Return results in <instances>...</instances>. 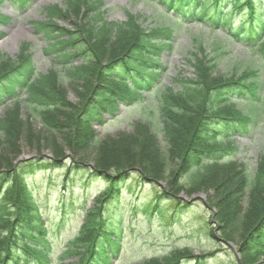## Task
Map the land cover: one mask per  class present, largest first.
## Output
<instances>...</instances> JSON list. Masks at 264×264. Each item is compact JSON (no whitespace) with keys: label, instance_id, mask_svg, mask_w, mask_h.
<instances>
[{"label":"trees","instance_id":"obj_1","mask_svg":"<svg viewBox=\"0 0 264 264\" xmlns=\"http://www.w3.org/2000/svg\"><path fill=\"white\" fill-rule=\"evenodd\" d=\"M156 1L178 15L174 23H179L186 15L188 19L193 18L195 13L203 18H220L211 24L225 28L232 38L249 44L264 63V11L254 0ZM99 5V0H66L64 9L52 7L48 11V22L38 25V30H44L46 40L53 41L49 52H66L67 62L80 59V65L68 74L73 80L70 85H75L71 90L76 103L67 100L58 73L49 71L36 75L26 44L21 45L14 59L0 56V102L16 98L17 92H25L32 116H36L42 128L41 132L31 135L30 129L24 127L26 135L22 139L19 132L15 134V129L30 124L21 121L19 108L9 110L0 119V188L3 185L0 190V264H49L47 229L44 222L36 220L37 202L48 198V191L56 182L41 174L61 170L60 159L64 160L67 152L75 168H80L83 163L77 155L88 156L89 149H94L96 157L103 161L97 160L94 166L78 171H84L86 182L100 181L104 187L91 199V205L83 208L84 219L78 235L64 252L76 257L73 264L111 263L120 246L119 241L112 238L117 228L114 220L122 214L139 216L164 231L169 230V223L184 214L187 204L178 198L183 188L176 184L170 191L154 193L146 200L137 198L138 191H135L141 184L166 181L161 160L172 158L181 159L175 172L182 174L180 179L192 186L185 195L206 190L212 193L208 194L207 202L216 210L214 220L220 226L222 239L232 240L234 233L238 235L240 264H264V155L252 176H247L241 164L226 159L232 150L229 146L226 150L214 135V131L223 136L229 132L249 133L257 117H245L225 103L249 97L259 101L258 92L263 84L260 85L249 71L240 78L230 76L219 81L214 67L204 59L199 60L194 67V78L182 81V91L173 93L168 89L160 95L156 119L153 114L145 121L135 122L130 136L119 133L98 139L91 125L101 121L102 113L112 114L119 103L136 101L141 91L148 92L154 85L157 75L151 68L160 69L156 60L163 49L160 43L167 38L157 31H144L131 16L126 23H107L98 10ZM235 15H239L236 32L231 22ZM59 21L69 22L70 28L60 27ZM184 127L189 129L186 142ZM193 130L195 133L190 136ZM158 134L164 137L165 147L158 144ZM20 141H24L30 153L37 155L35 161L13 164L23 154L19 149ZM134 143L137 150H142L141 145L146 146L145 150H132ZM45 151L51 158H42ZM203 158H210L212 163L201 164ZM33 175H40L43 180L33 181ZM223 175L233 180L228 189L219 188L215 193L212 189L215 179L220 187L222 178L219 176ZM78 178H81L79 173ZM76 182L64 174L57 196L83 206L87 193H75L72 183ZM131 182L134 185L129 184ZM245 193L248 197L243 204L241 199ZM237 215L244 217V222L239 223ZM65 220L66 214L61 213L60 221ZM212 235L210 233L213 238ZM190 258L187 250L173 249L169 256L143 264H180L181 259Z\"/></svg>","mask_w":264,"mask_h":264},{"label":"rangeland","instance_id":"obj_2","mask_svg":"<svg viewBox=\"0 0 264 264\" xmlns=\"http://www.w3.org/2000/svg\"><path fill=\"white\" fill-rule=\"evenodd\" d=\"M64 1L65 0H32L29 7L22 12L16 9L15 3H4L0 8L1 13L9 15L11 17V22L10 26L6 28H2V26H0V29L2 28L6 30V35L0 40V53L9 57H14L16 56L18 46L21 43H29L31 52L34 56V61L37 65L38 73H44L49 70L51 68V60L46 58L43 53V50L46 46V41L44 40V38H42V36H38L34 33L31 23L44 21L47 16L45 8L53 5L63 7ZM101 1L103 2V18L107 20V22L124 23L128 20V17L131 16L135 17L138 21V24L141 25L143 29L148 31L159 29L165 26L166 22L162 18H158L160 17L159 13H162L160 9L155 6L152 7L142 0ZM263 1L264 0H262V2ZM68 25L69 24L67 23H62V26ZM200 35L205 38H198L200 37ZM207 37V29L203 28L199 23H193L177 30L170 42L171 48L168 50L165 49L158 58V63L161 65L163 71L158 78L157 86L155 87L156 91L152 92L151 95H147L146 93L142 94V98H144V101L139 102V109L130 107L126 110H123V107L119 106L118 111L114 114V117L112 119L110 116L104 115L103 122L94 127L98 135L100 137H114V135L116 134L125 133L126 135L130 136L133 129V124L143 116L142 112H157L156 109L160 102V95L166 93L168 89H171L174 92L181 91L180 88L182 85L178 80H189L193 78V69L195 66H197L199 60L203 61L204 59L208 64L214 67V75L217 76L216 79H218L219 81L225 79V77L230 76L238 78L242 72L248 69L255 70L261 68V65L258 63L256 56L251 54L252 51L246 50L242 44H221V41L224 40V37L219 33H215L214 35L210 36V39H208ZM217 46L223 48L222 52H217ZM111 51L112 50H110L109 52ZM108 58L109 57H107L106 59ZM65 69L66 68H61L58 65H56L55 67V70L57 72H60L62 75H64ZM261 74L264 78V72H262ZM66 81L67 78L64 79L62 85L63 87L68 89ZM67 92L68 101H70L71 103H75L74 94L70 91V89H68ZM22 99L24 100V96H22ZM232 106H234L235 110H240L244 114L250 110L248 105L238 102H234ZM235 106L238 109L235 108ZM6 108L0 111V117L3 115V112ZM31 114L33 113L27 107V103H24L21 106L20 118L23 123L30 124V126L27 127L22 125V127H18L21 125H16L18 129H15V134L19 132L20 138L22 139H24V136L26 135L24 127L30 129V131L28 132L31 133V135H33V133L36 134L38 132H41V125L38 123V121L33 120ZM146 114L147 112L145 113V115ZM153 119H156L155 114ZM256 127V130L254 132H251L248 136L234 137L230 140V144L234 148V159L239 164H241V166L246 171L247 176L252 175L256 171L257 166L261 160L260 157L264 155V122L262 121L257 123ZM182 132L185 135L184 142H186L187 135H189V129L187 127H184L182 128ZM194 133L195 130H193V133H190V136H193ZM142 134H144V132H142ZM42 136L44 137V134H42ZM159 139H161V137L158 138V140ZM47 140L48 139H46V141ZM136 144L137 143H134V148L131 147L132 150H137L138 147H136ZM145 147V145H141L142 150L138 149L137 151L143 152L145 150ZM19 149L20 151H23L21 159H34V157L37 156L35 153H30L28 151V148L25 147L24 141L19 142ZM49 156H52L49 152L45 151L44 153H42L43 159H48ZM77 156L79 162L83 163L82 170H87L89 167L94 166V162H96L97 160L103 161L102 158L96 157L94 149L88 150V156ZM140 156L142 158L143 153H141ZM60 161L62 163H66L63 171L68 170L69 173H74L72 178L80 181L75 184L73 183L75 191L81 192L84 187L89 186L86 188H90L89 191H91V195H93L102 190V182L90 183V181L92 180L86 182L84 171H78V169H75L73 163L71 162V160H69V158H65L64 160L60 159ZM162 161L165 168V176H167V180L159 181V186L145 185L141 186L140 188L137 187L138 189L136 188L135 191H138L137 198H139L140 200H146V198H148V195L159 190L158 188H160L162 192L166 193L167 191H170L171 186L175 184V186L183 188V191H181L182 193L190 191L192 186L186 184V181H182L180 179V176H182V174L175 172L177 165L179 166L178 161H181V159L172 158L161 160V162ZM155 163H153V166L155 165ZM76 172L81 174V178L76 177ZM60 176L61 172H56L52 175V178H59ZM219 178H222L219 181L221 186L219 187L218 179L216 178L215 188L212 187L215 193L219 188L226 187V189H228L231 181L233 180L230 178L225 179L224 175L221 177L219 176ZM129 184H133V182ZM205 193H193L192 195L188 196L187 199L185 197H182L186 200L185 202L188 203V210L181 216V218L177 222H175V224H173L172 231L167 234V236L149 230L145 227L144 224L136 222L137 219H131V217H123L124 219L122 218L123 220H120L121 222L118 221L122 223V227L124 229L119 236V238H121V249L116 255L117 258L113 261V264H138L154 257L161 258L163 257V255H166L171 251V248L168 246L150 247L149 244H144L142 242V239L133 231L139 232L144 237H150L154 241H158V243H161V245H164L165 239L167 237L168 245L174 243L177 245L179 250L185 249L190 251L192 255L199 257V264H238L236 259V255L238 254V235L234 233L232 235V240L225 241L224 239H222L219 232L220 226L217 222L216 225L215 220L212 218V211H214L215 215L216 210L212 206H208L207 202L208 194L210 196V194L212 195V193L208 192L207 190ZM195 197H197L198 199L194 200V202H191L190 199ZM247 197L248 194L245 193L241 199L243 204L247 202ZM62 205L64 207H68L70 206V202H61L56 200L49 201L44 205L41 204V210L39 211H45L42 215L44 217H47V215H49V222H53V225H51L52 228L49 233L52 234L50 239L52 247L50 249L54 256L60 253V248L64 246L65 241L71 239L76 235L80 221L79 218H77V220H70L63 224V228H57L58 216H54L53 212L46 211H50V209L53 208L59 209V207ZM71 205H73L72 207L81 210V208L78 207V204L73 203ZM236 218L238 219L239 223L241 221L244 222V217L242 218L240 215H237ZM119 226L120 224H118V227ZM235 232H237V227ZM240 232L241 228L239 227V233ZM210 233L213 234V238L210 237ZM240 241L241 239L239 237V243ZM211 253L212 255L209 256V254ZM193 262H188V264H193ZM184 263L185 261H182V264Z\"/></svg>","mask_w":264,"mask_h":264}]
</instances>
